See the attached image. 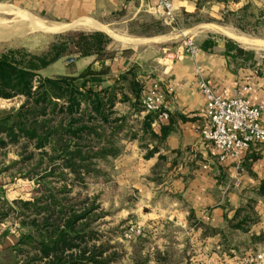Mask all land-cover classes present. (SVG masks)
I'll return each instance as SVG.
<instances>
[{
  "label": "crops",
  "instance_id": "0c3cea01",
  "mask_svg": "<svg viewBox=\"0 0 264 264\" xmlns=\"http://www.w3.org/2000/svg\"><path fill=\"white\" fill-rule=\"evenodd\" d=\"M173 2L178 20L196 10V0ZM155 4L156 0H0V13L13 12L16 19L30 22L23 18L27 16L49 26L64 25L63 31L81 26L103 31L123 43L110 62L107 84L136 66L147 85L158 83L167 92L169 118L152 124L157 134L164 131L166 135L163 143H150L158 151L147 157L135 140L127 142L131 151L118 157V182L140 195L143 255H148V264H159L156 253L171 264H264V199L258 192L264 181V143L253 146L240 163L230 158L219 161L218 152L201 135L208 123L202 112L206 99L198 84L205 77L218 92L226 90L230 97L242 93L252 104L264 105V63L257 55L251 60L231 55L234 51L229 52L227 39L218 35L195 39L200 26L181 31L171 27L166 34L146 31L154 21L165 24ZM187 38L199 46L195 56L187 52ZM206 41L212 44L205 46ZM63 60L53 63L47 76L78 75L89 66H103L95 55L70 59L66 62L70 66L62 68ZM159 161L158 182L152 172ZM16 186L0 180V196L10 201L18 198ZM251 199L257 200V220L248 231L232 233L227 218ZM8 233L0 250L18 239V230ZM259 254L262 259L257 258ZM129 264H134L130 257Z\"/></svg>",
  "mask_w": 264,
  "mask_h": 264
},
{
  "label": "trees",
  "instance_id": "16d2710c",
  "mask_svg": "<svg viewBox=\"0 0 264 264\" xmlns=\"http://www.w3.org/2000/svg\"><path fill=\"white\" fill-rule=\"evenodd\" d=\"M232 1L241 0H196V11ZM252 6L247 1L238 10L228 9L227 15L248 12ZM260 14L264 17V8ZM151 25L153 32L170 29L161 21ZM58 38L43 53L25 48H6L0 53V98L20 100L11 113L0 116V175L14 170L16 176L35 183L30 200L0 196V244L9 234L8 227L1 228L4 220L15 216L20 228L16 242L0 250V264L119 263L125 251L99 223L110 212L102 208L97 196L75 195L74 190L87 188L89 179L107 173L102 164L120 155L123 139L139 141L150 157L158 151L150 143L161 144L166 136L153 129L157 114L146 113L141 106L149 85L138 67L107 84L116 54L114 39L100 30L71 31ZM208 43L212 44L206 41L205 46ZM227 45L235 57L251 60L255 56L231 39ZM92 55L103 62L100 69L89 66L78 75L43 74L63 57L74 60ZM10 150L17 158L6 164L4 157ZM161 169L159 161L152 172L158 182ZM258 192L264 199V181ZM256 205L257 200L251 199L227 218L232 233L250 229L257 220ZM143 237H138L139 245H134L129 256L134 264H148ZM155 255L159 264H171L160 253Z\"/></svg>",
  "mask_w": 264,
  "mask_h": 264
},
{
  "label": "rangeland",
  "instance_id": "374dc122",
  "mask_svg": "<svg viewBox=\"0 0 264 264\" xmlns=\"http://www.w3.org/2000/svg\"><path fill=\"white\" fill-rule=\"evenodd\" d=\"M247 1H251L253 5L252 9H250L248 12H240L236 15H227L228 9L238 10ZM217 3L219 2L209 4L199 12L196 10L195 12H191L192 14L185 15L183 19H177V22L173 25L167 24L164 20V25L168 26L170 29L161 33H169L173 27H176L178 31H181L183 28H197L200 26V28L196 29V35H194L195 39L207 34H214L224 39H231L243 48L254 51L255 55L260 57L264 63V17L260 14L261 8H264V0H241L239 2L232 1L228 5L225 3H221V5H219ZM23 18L30 19L31 23L27 20H20V18L16 19L15 13L13 12H8L7 14L0 13V53L6 48H25L33 53H43L50 48L51 44L59 40L58 35L60 34L77 30H95L89 28L88 26H81L71 30L55 31L49 27H45L41 21L39 23V20L35 23L30 17L24 16ZM155 22L156 21L152 22L151 24ZM151 24L150 27L152 26ZM203 25L208 26L204 27ZM216 26H221L222 28H225V30L235 32L250 39L261 40L263 45L259 47L247 46L231 37L226 31L224 32V30H222V32L221 30H217ZM150 27L148 28L147 26L145 30L153 32V27ZM122 44V42L119 43L118 41H115V44H112V48H114V51L117 52ZM63 58L64 60L62 63H64V65H62V68L70 66V64L66 65V62L69 61L71 57L66 56ZM49 67L43 71L45 76L52 72V69ZM60 69L61 67L58 70ZM19 104V99L9 100L0 98V116L11 113L14 108L19 106ZM145 114V112H141L142 116ZM132 119L135 123V126L138 128L139 125L134 121L136 118L132 117ZM127 142L131 141L126 139L122 140L124 146L119 155L120 157L124 154H128L131 151V148L126 147ZM141 150L146 152L145 147H141ZM5 156L6 157H4V160L6 161V164L17 158L16 153L11 150L7 152ZM119 156L110 158L108 162L102 164L103 169L107 172L106 174L99 176L98 178L89 179L87 188L82 189L81 187L77 186L74 190V193L75 195L82 193L81 196H97V201L101 204L102 208L110 212L109 215L100 220L99 223H101V229L103 231H107L111 235L113 242L120 244V251H125L123 259H120V262L116 264H129V255H127V253L130 251L131 247L133 252V247L140 238L127 241L123 238V232L128 224L135 222L144 224V217L143 208L139 204L140 195L132 189L127 188V186L124 184H120L118 182L117 175L120 166V158H118ZM14 173V170L3 172L0 175L2 184H16V187L18 188L17 191L20 194L18 198L30 200L34 195V181L28 178L18 177ZM7 227L9 231L18 230L19 233V223L15 216L2 222L1 228L5 230ZM232 240L233 242L239 241V239L234 237ZM236 244L238 243L236 242ZM138 245L139 243H137L136 246ZM141 246L143 245L141 244L140 247Z\"/></svg>",
  "mask_w": 264,
  "mask_h": 264
},
{
  "label": "built area",
  "instance_id": "2783aa9c",
  "mask_svg": "<svg viewBox=\"0 0 264 264\" xmlns=\"http://www.w3.org/2000/svg\"><path fill=\"white\" fill-rule=\"evenodd\" d=\"M154 10L162 14L167 24L177 22L173 0H156ZM184 44L187 52L195 56L199 50L196 42L187 38ZM198 84L206 99L202 112L208 124L201 130L203 140L218 152L219 161L230 158L240 163L253 146L264 143V105L252 104L242 93L230 97L226 90L218 92L205 77H200ZM141 106L146 113L157 114L158 119L169 118L167 92L158 83L149 86L143 93ZM12 233L16 234L17 230ZM144 233V225L135 222L127 225L123 238L132 241ZM257 258L262 259L263 255L259 254ZM245 263L239 261L236 264Z\"/></svg>",
  "mask_w": 264,
  "mask_h": 264
},
{
  "label": "bare ground",
  "instance_id": "6f19581e",
  "mask_svg": "<svg viewBox=\"0 0 264 264\" xmlns=\"http://www.w3.org/2000/svg\"><path fill=\"white\" fill-rule=\"evenodd\" d=\"M35 21V20H34ZM42 22V21H41ZM35 23H36V21H35ZM39 23H40V21H39ZM42 24L45 26V27H49V28H51V29H53V30H55V31H58V30H62V29H65V27H64V25L63 26H59V25H54V26H49V25H47V24H45V23H43L42 22ZM40 27V26H39ZM219 29V28H218ZM221 29V28H220ZM224 30V29H223ZM227 32V33H229V35L231 36V37H233L234 39H236L237 41H239V42H241V43H243V44H245V45H247V46H251V47H259V46H262L263 45V42L261 41V40H257V39H250V38H247V37H245V36H243V35H239V34H237V33H235V32H231V31H228V30H224V32Z\"/></svg>",
  "mask_w": 264,
  "mask_h": 264
}]
</instances>
